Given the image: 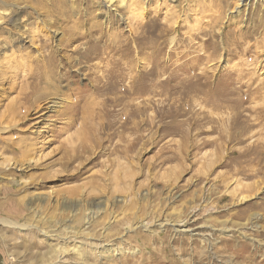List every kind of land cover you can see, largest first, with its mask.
<instances>
[{"label": "rangeland", "instance_id": "1", "mask_svg": "<svg viewBox=\"0 0 264 264\" xmlns=\"http://www.w3.org/2000/svg\"><path fill=\"white\" fill-rule=\"evenodd\" d=\"M98 1L0 0V264H264V0Z\"/></svg>", "mask_w": 264, "mask_h": 264}, {"label": "bare ground", "instance_id": "2", "mask_svg": "<svg viewBox=\"0 0 264 264\" xmlns=\"http://www.w3.org/2000/svg\"><path fill=\"white\" fill-rule=\"evenodd\" d=\"M124 1V0H123ZM114 2V1H113ZM244 2H246L245 4H247V1H244ZM132 3H134V2H132ZM94 4V3H93ZM95 4H97L98 5V7H101L102 6V8L104 7V8H106V9H109L110 8V5L112 4V0H99L98 2H96ZM130 6V5H129ZM61 8V7H60ZM70 9V8H69ZM71 9H72V7H71ZM111 10V9H110ZM61 11V10H60ZM98 11V10H97ZM100 11V10H99ZM106 11V10H105ZM51 12V11H50ZM104 12V11H103ZM109 13V12H108ZM108 13H103L102 14V17H103V19L104 20H107V17H110L109 16V14ZM187 13V12H186ZM101 14V13H100ZM172 16V15H171ZM39 19V18H38ZM44 19V18H43ZM223 20V19H222ZM263 20V19H262ZM12 23H13V25H14V27L17 29V34H18V38L20 39L21 37H23V38H25L26 40H28V41H34V40H32V34L31 33H29V31L26 29V26H24L23 24H21V23H18V24H16V22H17V19L16 20H14V19H12V21H11ZM26 22V21H25ZM48 22H50L49 21V19H46V20H42V21H40V23L41 24H43V25H45V27H46V25H47V23ZM77 22V21H76ZM100 22V21H99ZM126 22V21H125ZM69 23V22H68ZM259 24H262V23H259ZM50 26H51V23L49 24ZM108 25V24H107ZM258 26V25H257ZM48 27V26H47ZM53 27H54V25H53ZM65 28V27H64ZM56 29V28H55ZM49 31L50 32H52V33H55L56 31L55 30H53V29H51V28H49ZM71 31V30H70ZM110 33V32H109ZM72 34V33H71ZM108 36V35H107ZM38 37V36H37ZM102 37V36H101ZM18 38H16L15 39V41L17 42V40H18ZM73 38V37H72ZM98 38H100V37H98ZM110 38V37H109ZM97 39V38H96ZM25 40V41H26ZM136 40V39H135ZM138 40V39H137ZM14 41V42H15ZM68 41V40H67ZM22 42V41H21ZM261 42V41H260ZM259 42V43H260ZM29 43V42H28ZM94 43H96V41L94 42ZM236 43V42H235ZM31 44H32V42H31ZM254 44V43H253ZM95 45V44H94ZM93 45V46H94ZM238 45V44H237ZM257 45V44H256ZM240 46H242V45H240ZM252 46V45H251ZM97 47V46H96ZM235 47V46H234ZM255 47V46H254ZM93 48V47H92ZM262 48H263V46H262ZM246 49V48H245ZM250 50V49H249ZM87 51V50H86ZM245 51V50H244ZM264 53V52H263ZM81 54V53H80ZM236 56V55H235ZM262 57V56H261ZM258 58V57H257ZM84 59V58H83ZM261 59V58H260ZM45 61V60H44ZM87 61V60H86ZM255 61V60H254ZM261 61V60H260ZM251 63V62H250ZM252 64V63H251ZM261 64V63H260ZM248 65V64H247ZM49 66V65H48ZM254 67V66H253ZM252 67V68H253ZM247 69H249V67L247 68ZM255 69H256V66H255ZM254 69V70H255ZM152 71V70H151ZM240 71V70H239ZM244 71V70H243ZM249 71V70H248ZM116 72V71H115ZM237 72V71H236ZM235 72V73H236ZM53 73V72H52ZM119 73V72H118ZM243 73V72H242ZM246 73V72H245ZM238 74V73H237ZM239 74H240V72H239ZM54 75V74H53ZM243 76H244V74H242ZM29 76H30V74H29ZM34 76V75H33ZM109 76V75H108ZM152 76V75H151ZM240 76V75H239ZM110 77L111 78H113L112 80H114L115 78H117V77H120V74H118V75H115V76H113L112 74L110 75ZM123 77V76H122ZM247 77V76H246ZM46 78H48V76H46ZM130 78V77H129ZM107 79V78H106ZM106 79H105V81H104V85H103V90L105 91V94L106 93H108V91L109 90H111L112 92H114L115 91V88H113V89H111L112 87H113V85H114V83H112V84H108V85H106V87H105V82H106ZM110 79V78H109ZM131 79V78H130ZM239 79V78H238ZM242 79V78H241ZM246 80V79H245ZM116 81V80H115ZM114 81V82H115ZM243 81V80H242ZM47 82V81H46ZM241 82V81H240ZM29 85V84H28ZM256 85V84H255ZM55 86H56V84H55ZM58 87V86H57ZM56 87V88H57ZM101 87V86H100ZM258 87V86H257ZM163 88V87H162ZM20 89V88H19ZM34 89V88H33ZM44 90V89H43ZM58 90V89H57ZM56 90V91H57ZM233 91V90H232ZM98 92H99V94L102 92V88H98ZM24 93H27V92H24ZM46 93H48V92H46ZM232 93V92H231ZM264 93V92H263ZM39 94H41V93H39ZM229 94V93H228ZM24 95H26V94H24ZM263 95V94H262ZM104 96V95H103ZM237 96V95H236ZM36 97L37 98H33L34 100H33V102H31V104H33L32 105V107L33 108H37V109H39L38 111L39 112H41V114L39 115V116H37L36 117V120L37 121H41L40 119H43V117L45 116V114H46V112H49V111H52V112H56V111H58V110H56L57 108H60L61 107V104H60V102H58V101H54V100H50V102H47L46 104V106H44L43 105V107L41 106L40 107V103L41 102H44V101H49V100H47L48 98L46 97V96H44V95H37L36 94ZM233 97V96H232ZM235 97V96H234ZM198 98V97H197ZM228 98V97H227ZM253 98V97H252ZM251 98V99H252ZM262 98V97H261ZM195 99V98H194ZM233 99V98H232ZM249 99V98H248ZM254 99V98H253ZM252 99V100H253ZM258 99V98H257ZM30 100V99H29ZM226 100V99H225ZM78 101V100H77ZM80 101V100H79ZM19 102V101H18ZM21 103H23V102H21ZM30 103V102H29ZM45 103V102H44ZM84 103V102H83ZM17 104V103H16ZM72 104V103H71ZM75 104V103H74ZM75 105H77V104H75ZM17 106H18V104H17ZM72 106V105H71ZM82 106V105H81ZM20 107H21V104H20ZM24 107H26V106H24ZM23 107V108H24ZM73 107V106H72ZM71 107V108H72ZM75 107V106H74ZM80 107V106H79ZM231 106H229V108H230ZM261 107V106H260ZM16 108H18V107H16ZM22 108V107H21ZM29 108H30V106H29ZM234 108H235V105H234ZM20 109V108H19ZM56 111H55V110ZM74 109V108H73ZM73 109L71 110V113L73 112ZM81 109V108H80ZM87 109L88 108H84V109H81V111L82 112H84V111H87ZM259 109V107L257 108V110ZM12 110V109H11ZM24 110H25V108H24ZM30 110H31V108H30ZM255 110H256V108H255ZM33 111V110H32ZM90 111V110H89ZM93 111V110H92ZM230 111H231V109H230ZM237 111V110H236ZM241 111V110H240ZM244 111V110H243ZM246 111V110H245ZM28 112V111H27ZM38 112V113H39ZM77 112V110L75 111V112H73L72 114L74 115V113H76ZM235 112V111H234ZM233 112V113H234ZM12 113H14V112H12ZM57 113V112H56ZM56 113H54V114H56ZM144 113V112H143ZM254 113V112H253ZM262 113V112H261ZM261 113H259V114H261ZM24 114V113H23ZM107 115V113H104V112H99V113H97V115ZM130 114V113H129ZM59 115V114H58ZM63 115V114H62ZM94 115V114H93ZM241 115V114H240ZM258 115V114H257ZM242 116V115H241ZM24 117H26L25 115H24ZM94 117V116H93ZM243 117V116H242ZM257 117V116H256ZM261 117V116H260ZM259 116H258V119L260 118ZM27 118V117H26ZM100 118V117H99ZM98 118V119H99ZM239 115H237V114H232V116H231V120L229 121L230 122V126H231V128H233L234 126L236 127L237 125H238V122L240 123V121H238L239 120ZM97 120V119H96ZM100 120V119H99ZM130 120V119H129ZM248 120V119H247ZM85 125H87V123H89V124H92V122L90 121V119L89 118H86L85 119ZM102 121H103V118H102ZM243 121V120H242ZM249 121H250V119H249ZM39 122H37V123H39ZM107 123H108V121H107ZM101 124V123H100ZM104 125V124H103ZM128 125V124H127ZM258 125V124H257ZM88 126V125H87ZM110 126V125H109ZM34 127V126H33ZM126 127V126H125ZM101 128V127H100ZM255 128V127H254ZM264 128V127H263ZM65 129V128H64ZM105 129V128H104ZM108 129H110V128H108ZM102 130V129H101ZM232 142V141H231ZM230 142V143H231ZM128 149H131V147H130V145L129 146H127V150ZM263 154H264V152H263ZM180 225V224H179Z\"/></svg>", "mask_w": 264, "mask_h": 264}]
</instances>
